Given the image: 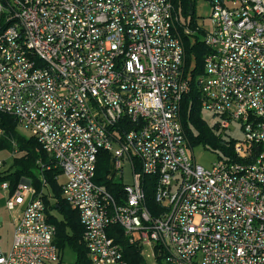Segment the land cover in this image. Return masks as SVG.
<instances>
[{
    "label": "built area",
    "instance_id": "1",
    "mask_svg": "<svg viewBox=\"0 0 264 264\" xmlns=\"http://www.w3.org/2000/svg\"><path fill=\"white\" fill-rule=\"evenodd\" d=\"M211 7L210 28L191 29L173 0H0V112L61 169L92 264H129L108 236L114 225L155 262L158 251L164 264H264V0ZM201 31L202 113L237 158L210 167L194 160L180 115L184 37ZM101 151L113 180L129 167L120 199L95 183ZM1 190L20 216L0 264H60L30 182Z\"/></svg>",
    "mask_w": 264,
    "mask_h": 264
},
{
    "label": "trees",
    "instance_id": "2",
    "mask_svg": "<svg viewBox=\"0 0 264 264\" xmlns=\"http://www.w3.org/2000/svg\"><path fill=\"white\" fill-rule=\"evenodd\" d=\"M198 0H173L176 14L189 21L191 29L196 28L195 9ZM212 2V0H205ZM191 8L193 15L190 16ZM200 34H204L203 31ZM185 78L188 80V89L181 102V122L190 148L203 147L217 155V160H236L234 153V140L225 139L216 132L215 127H210L202 118V107L197 77L203 73L204 59L209 54V49L197 37L194 39L185 36ZM18 120L10 115L0 112V152H17L13 158L12 166L0 172V186L7 183L9 194L13 195L20 182L25 179L30 182L35 190L34 198H40L46 206L49 222L55 226V245L61 256L70 249L75 257L76 264H92L84 239V227L81 224L79 212L74 209L62 195V190L57 178L62 171L55 160L49 157L42 146L34 137L20 133ZM110 156L101 151L98 155L97 174L95 183L105 187L114 197L123 196V185L110 177ZM144 186L147 189L150 208L155 211L157 206L152 201L153 181L145 178ZM110 239L120 245L129 264H147L143 256L142 247L131 244L121 227L114 225L107 230ZM156 263L164 264L163 256L156 252Z\"/></svg>",
    "mask_w": 264,
    "mask_h": 264
},
{
    "label": "rangeland",
    "instance_id": "3",
    "mask_svg": "<svg viewBox=\"0 0 264 264\" xmlns=\"http://www.w3.org/2000/svg\"><path fill=\"white\" fill-rule=\"evenodd\" d=\"M211 14H212L211 3L205 0H198L195 9L196 26H199L200 28H204V29H209ZM197 37L202 41L203 39L202 34H197ZM193 39L194 37L192 38V40ZM202 118L210 127H214V120L211 118L209 114L203 112ZM19 131L23 135L30 137L29 132L24 128L20 127ZM231 135L236 138L241 137L239 132L233 133ZM192 154L194 160L198 164L204 167H210L215 161H217V155L212 153L211 151L205 150L203 147H196L195 149H193ZM17 155L18 153L16 151L12 153L7 151L0 152V164H1L0 172L7 171L13 164V158ZM124 171H125V176L124 179L122 180V183L129 184L131 183L129 167L126 166ZM28 183L29 182L27 180L23 179L20 182L19 186L23 184L25 186L26 184L28 185ZM7 198H8L7 193L1 190V186H0V224H1L0 247L5 252H7L11 247L15 222L16 220L18 221V218L20 216L18 210L10 212L7 209L6 207ZM150 254H151L150 249L148 247H145L143 251V256L144 257L151 256ZM145 260L147 261V264H156L155 260L149 257L147 259L145 258ZM75 262H76V257L74 253L67 248L63 253L60 264H76Z\"/></svg>",
    "mask_w": 264,
    "mask_h": 264
},
{
    "label": "water",
    "instance_id": "4",
    "mask_svg": "<svg viewBox=\"0 0 264 264\" xmlns=\"http://www.w3.org/2000/svg\"><path fill=\"white\" fill-rule=\"evenodd\" d=\"M193 15V9L191 8V11H190V16H192Z\"/></svg>",
    "mask_w": 264,
    "mask_h": 264
},
{
    "label": "crops",
    "instance_id": "5",
    "mask_svg": "<svg viewBox=\"0 0 264 264\" xmlns=\"http://www.w3.org/2000/svg\"><path fill=\"white\" fill-rule=\"evenodd\" d=\"M17 223V220H16V222H15V224Z\"/></svg>",
    "mask_w": 264,
    "mask_h": 264
}]
</instances>
